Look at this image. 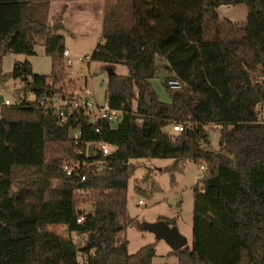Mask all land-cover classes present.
Listing matches in <instances>:
<instances>
[{"label":"trees","instance_id":"trees-1","mask_svg":"<svg viewBox=\"0 0 264 264\" xmlns=\"http://www.w3.org/2000/svg\"><path fill=\"white\" fill-rule=\"evenodd\" d=\"M49 1L0 0V57L33 56L43 45L53 65L52 76H40L29 63L16 64L14 78L27 82L35 100L1 111L0 264H80L79 254L84 264H152L154 245L131 255L121 239L131 223L133 159H188L208 166L202 188L194 191L193 245L174 253L179 264H264V118L258 110L264 106V0H202L201 51L179 31L166 40L137 37L135 0L127 25L119 5L106 7L103 42L91 61L128 68L127 76L109 77L107 87L109 105L126 113L114 127L104 123L100 133L81 120L82 143L102 141L115 148L109 157L89 158L76 155L75 121L62 125L39 107L43 96L61 91L49 81L57 82L67 49L59 33L66 7L57 25L49 26ZM239 4L247 6L246 22L220 18V7ZM159 77L170 103L154 87ZM170 81L181 89L172 90ZM176 123L185 126L182 133L167 131ZM208 125L221 127L218 153L202 146ZM82 159L104 163L103 172L87 173L84 184L63 171ZM80 217L83 224L77 223ZM60 225L86 237V244L50 230Z\"/></svg>","mask_w":264,"mask_h":264},{"label":"rangeland","instance_id":"rangeland-1","mask_svg":"<svg viewBox=\"0 0 264 264\" xmlns=\"http://www.w3.org/2000/svg\"><path fill=\"white\" fill-rule=\"evenodd\" d=\"M133 0H108L107 7L119 5L122 23L127 25V21L132 15ZM202 0H155L158 7L152 12V18L162 19L157 23V29H153V23L146 25L140 22L145 15H149V6L143 4L145 10L140 9L134 21V34L140 38H159L166 40L179 36L190 45H195L202 50L201 25V5ZM137 6V4H136ZM148 6V8H147ZM137 9V8H136ZM135 11V10H134ZM137 12V11H135ZM218 14L222 20L230 21L234 24L246 22L248 9L245 4L235 6H223L218 9ZM75 18L73 20L74 24ZM88 22L84 21V26L76 31L74 35H69L66 39V48L74 58L92 56L96 48L103 41L102 24L100 29H90L85 27ZM141 24V25H140ZM145 24V25H144ZM74 63L71 67L64 61V67L58 73V80L53 83L56 89H61L60 93L68 94L83 87H88L95 97L96 103L101 107L109 103L107 92L109 76L105 64L95 61H85ZM29 63L33 74L40 76H52V59L45 53L43 45L35 47L33 56L23 54L8 53L0 57V97L9 100L12 105H20L24 102L31 103L35 100L34 93L27 88V82L23 79H16L13 76L16 64ZM84 71L86 77H81L80 72ZM115 72L120 76L128 75V68L125 65H117ZM189 72H195L191 67ZM154 87L162 102L170 103L171 94L163 86L162 77L153 81ZM87 84V85H86ZM208 85V84H207ZM258 110L264 118V106ZM0 109V118H1ZM208 140L203 142L204 149L218 153L220 151L221 131L214 125L206 126ZM167 131H171L168 128ZM130 167V178L128 186V215L131 221L125 233L121 235L122 240H127L129 254H136L143 247L154 245L156 247V257L152 264H179V259L174 255L171 247L163 240H159L153 233L147 231L145 226L153 224L161 219L174 221L180 234L188 240V246L193 245V224H194V191L195 188H202L201 180L208 166L203 162H196L188 159H133L128 163ZM204 167L205 170H202ZM142 202L143 205L139 203ZM84 207V205H83ZM91 210V208H90ZM144 227V228H143ZM50 230L67 238L68 231L64 226H52ZM72 240L77 245L84 246L87 238L72 236ZM81 261H83L81 259Z\"/></svg>","mask_w":264,"mask_h":264},{"label":"built area","instance_id":"built-area-1","mask_svg":"<svg viewBox=\"0 0 264 264\" xmlns=\"http://www.w3.org/2000/svg\"><path fill=\"white\" fill-rule=\"evenodd\" d=\"M73 60L78 63H84L85 61H91V56L74 58L70 51L66 49L64 52V61L67 66L71 67L74 63ZM80 75L83 78L86 77L84 71H81ZM169 86L174 91L181 89V85L178 81H170ZM132 105V112L135 113L138 106V95L133 98ZM12 106L14 105H12L9 100H3V102L0 103V109ZM39 107L46 113H51L62 125L67 124L71 120L78 123L71 136L76 146V155L89 158L102 154L105 157H109L114 153L115 148L102 141L95 144L82 143L81 139L83 133L79 124L81 120H87L94 128V131L96 133H100L101 126L104 123H108L114 127L123 120L126 113L124 107L121 109H113L109 103L101 107L96 103L93 92L88 89L87 86L68 94H62L59 90H57V92L52 93L51 95H45L39 100ZM139 123L141 124L142 121L140 120ZM184 129L185 126L178 123L171 126V131L174 134L182 133ZM90 147H93L92 155L89 154ZM103 167V162L88 163L87 160L82 159L77 162L64 165L63 171L68 177L76 178L80 184H84L88 179L87 173L93 175L101 174L104 169ZM201 169L205 170L204 167H201ZM84 193L89 194L90 192L89 190H85ZM139 204L143 205L142 202ZM84 220V217H80L78 218L77 223L83 224ZM73 235L75 236V234L68 231V237L66 239H71ZM76 237L79 238L80 236L76 235ZM72 241L75 243L74 240ZM92 254H94L93 251ZM81 259L83 261H81ZM78 262L80 264H84L85 257L82 254L78 255Z\"/></svg>","mask_w":264,"mask_h":264},{"label":"crops","instance_id":"crops-1","mask_svg":"<svg viewBox=\"0 0 264 264\" xmlns=\"http://www.w3.org/2000/svg\"><path fill=\"white\" fill-rule=\"evenodd\" d=\"M135 2L137 4L136 13L140 12V15V9L143 8L142 10H145V8L142 7V3L146 4L147 2V5L149 6V15H145L144 19L142 20H144L145 22L147 21V23H153V27H156L157 21L154 18L151 19L153 12L152 8H155L156 13L159 10L157 5L155 4V0H135ZM107 4L108 0H50L47 15V24L49 26L57 25L58 18L63 13L64 8L66 7L62 20L63 29L59 31V33L63 34L66 39L69 35L75 34L73 32L74 26H76V28H74L76 31L83 28L84 21L88 22L85 27H88L90 29H100V25L102 24L103 33ZM140 15L139 17H142ZM74 18L77 24H74Z\"/></svg>","mask_w":264,"mask_h":264},{"label":"water","instance_id":"water-1","mask_svg":"<svg viewBox=\"0 0 264 264\" xmlns=\"http://www.w3.org/2000/svg\"><path fill=\"white\" fill-rule=\"evenodd\" d=\"M107 74L109 77L114 76L116 74L115 68L108 66ZM33 92V89H31ZM57 92V90H53L52 93ZM3 98L0 97V103L3 102ZM263 100H264V92H263ZM77 122L74 123L77 126ZM89 154H93V147H90ZM145 229L151 233H153L159 240L165 241L173 250L174 253L188 247V240L182 236L176 226H170L164 221H158L153 224H147Z\"/></svg>","mask_w":264,"mask_h":264}]
</instances>
